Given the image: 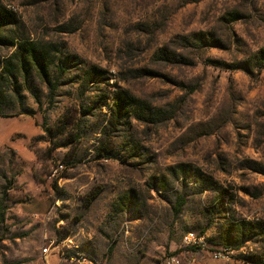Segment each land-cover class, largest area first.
<instances>
[{
  "label": "rangeland",
  "instance_id": "obj_1",
  "mask_svg": "<svg viewBox=\"0 0 264 264\" xmlns=\"http://www.w3.org/2000/svg\"><path fill=\"white\" fill-rule=\"evenodd\" d=\"M23 42L51 50L53 88L4 73ZM262 49L264 0H0V117L39 128L40 170L71 199L61 232L94 193L96 264H264V70L239 68ZM14 159L0 150V200Z\"/></svg>",
  "mask_w": 264,
  "mask_h": 264
},
{
  "label": "crops",
  "instance_id": "obj_2",
  "mask_svg": "<svg viewBox=\"0 0 264 264\" xmlns=\"http://www.w3.org/2000/svg\"><path fill=\"white\" fill-rule=\"evenodd\" d=\"M39 134L40 130L32 118L6 120L0 117V150H10L15 159L9 163L20 166L0 200V223L12 232L7 239L0 236V264H42V248L50 243L55 229L63 234L59 239L82 245V250L94 247V241L99 237L97 230L98 225L103 223V214L99 219L87 220L99 194L91 203L92 194L81 200V214L75 218V224L80 226L78 233L61 232L66 222L59 214H66L71 199L64 193H55L40 170L34 150L40 144L32 147L33 139ZM61 207H65L64 210ZM47 262L56 264L57 261L55 256L50 255Z\"/></svg>",
  "mask_w": 264,
  "mask_h": 264
},
{
  "label": "trees",
  "instance_id": "obj_3",
  "mask_svg": "<svg viewBox=\"0 0 264 264\" xmlns=\"http://www.w3.org/2000/svg\"><path fill=\"white\" fill-rule=\"evenodd\" d=\"M15 57H17V60L20 63L17 65L18 71L14 68L11 69V64L6 63L4 69L5 74L9 73L13 77L15 82H17V79L20 76V74H22L23 71H26L28 73L29 72L28 66H31L37 69L39 73V77L42 78L43 80H46L47 84L52 85L53 88L54 85L52 84V80L50 78L52 77L51 69L52 66H54V60H53L52 52L48 47L39 46L38 44L33 42H23L20 43ZM239 68L244 70H248L249 68L251 69L259 68L260 70H264V49L252 55L250 59L247 62L243 63L242 66ZM4 73L0 75V78L3 77L2 75ZM17 93L20 97V92ZM20 98H21L20 104L22 107V113L31 115L33 112L25 106L24 101H22V97ZM130 101H131L130 98L124 97L122 95H119L116 98L115 106L118 109V114H119L117 116L118 118H121L124 107L126 105L129 106L131 104ZM47 132L51 138H55L59 133H63L64 130L57 129L55 132H53L52 129L48 128ZM74 141H76V138ZM107 150L108 148L106 147L100 148V153L103 151L107 152ZM100 153H98V157L100 156L102 157V154ZM54 188L56 189V186H54ZM96 196L97 194H92L89 200L90 203Z\"/></svg>",
  "mask_w": 264,
  "mask_h": 264
},
{
  "label": "built area",
  "instance_id": "obj_4",
  "mask_svg": "<svg viewBox=\"0 0 264 264\" xmlns=\"http://www.w3.org/2000/svg\"><path fill=\"white\" fill-rule=\"evenodd\" d=\"M186 241L192 245L204 244L203 239L197 240V238H193L191 235L186 237ZM72 244L73 243L71 241H67V240H57V239L52 240L49 243V245L42 248L45 264H50L49 262H47V258L53 252L55 253V255L57 254L58 257L61 256V258L64 256V254L65 256H67V251H68L67 249H70ZM215 257L220 258L221 255L216 254ZM68 262L70 264H96V260L91 255L82 251L81 248H78L75 251H73V256L70 257ZM159 264H182V263L178 257L170 256V257H166L163 261L159 262Z\"/></svg>",
  "mask_w": 264,
  "mask_h": 264
}]
</instances>
